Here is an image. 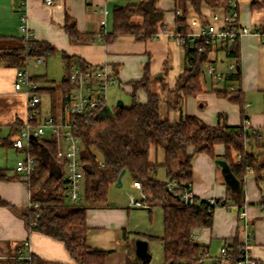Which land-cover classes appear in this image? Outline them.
Listing matches in <instances>:
<instances>
[{
    "label": "crops",
    "instance_id": "crops-1",
    "mask_svg": "<svg viewBox=\"0 0 264 264\" xmlns=\"http://www.w3.org/2000/svg\"><path fill=\"white\" fill-rule=\"evenodd\" d=\"M231 2L239 13L241 25L264 30V0H231ZM138 3L140 0H56L53 6H48L45 0H0V47L19 44L24 37L21 26L25 24L35 40L45 42L56 49L54 56L61 57L64 70L63 54L74 56L76 60L80 59L88 66L107 65L117 78L115 85L132 95L133 89L130 83L141 80L144 76V67L148 65L152 78L151 90L166 99L168 91L175 89L179 76L189 62L184 45L178 43L174 34L179 30L189 33L193 29H198L204 20L189 8L185 26L177 28L176 19L179 9L175 1L158 0L157 6L165 11V21L168 25L166 33L145 41H137L133 36L123 35L112 44L99 39L101 33L105 35L112 33L115 8ZM218 9L221 10V7ZM216 10L217 8L208 5L201 7V13L207 20ZM67 17L75 21L77 31L82 37L80 40L70 38L65 31ZM131 22L139 26L143 19L135 16ZM237 44L239 57L231 54V50L225 47L209 48L207 61L213 62L217 69L226 75V79L213 83L203 73V91L194 96H184L181 93V104L174 111L169 110L163 100L162 119L179 123L188 116H194L207 125L215 126L218 118L223 116L229 126L243 125L248 130L259 132L263 137L261 142L264 144V43L258 35H247L239 39ZM238 60H240L239 65H237ZM74 62L75 60L72 65H77ZM232 64L236 66V71L237 66L240 67V83L228 78L232 75L230 74ZM40 66L37 65L36 68ZM16 74V68L0 62L1 139L10 134L11 125L15 121L23 122L27 116L26 95L14 88ZM33 76L39 77L37 74ZM43 77L56 83L46 75ZM43 85L47 87L50 84ZM230 85L241 89L243 110L239 103L231 100L233 94L229 92L226 96L217 94L216 91H228ZM45 94L49 96L48 103H45L42 97ZM41 99L44 113H50V95L43 93ZM147 99V93L139 90L138 102L146 103ZM61 107L62 97H59L56 106L58 120L62 117ZM111 108L106 101L105 107L95 117L96 122L92 126L94 129L112 121L118 106L115 110L114 108L110 110ZM4 129H6L5 136L2 134ZM47 138H44V141H49ZM20 153L23 154L21 151ZM224 153V146L217 145L215 155L219 160H214L207 154H195L191 160L193 195L200 200L215 199L227 202L225 206L215 209L211 228L193 231L196 235L195 242L210 256H215L225 242L232 250L235 242L242 244L246 238V229L250 232L248 239L251 255L260 264H264V189H259L255 174L246 175L243 187L247 216L245 220H240L238 205L230 199L228 191L230 188L231 192H239L242 183L236 177L234 181H227V174L219 164L223 161L221 159ZM149 162L158 166L153 171L155 179L162 182L170 181L166 169L162 166L165 163V152L161 147L150 148ZM0 169L8 177L6 181L0 180V201L4 203L0 204V264L20 250L25 241L30 242L32 254L48 263L76 264L63 242L29 228L24 215L31 201L29 185L17 176L15 167L10 168L6 163L0 162ZM127 175V173L124 175L123 180ZM129 182L130 190L138 191L141 196L142 188H139L131 178ZM123 185L124 182L121 187ZM108 205L104 208L87 210L90 250L107 252L105 264H145L144 259L136 256V247L135 251H132L128 233L131 229H138L133 233L141 234L139 231L142 229L143 221L148 218L147 209L131 208L128 201H108ZM158 208L161 209L160 207L155 209ZM153 211L148 212L150 220L153 219ZM146 251L150 256V264L148 243Z\"/></svg>",
    "mask_w": 264,
    "mask_h": 264
},
{
    "label": "trees",
    "instance_id": "trees-1",
    "mask_svg": "<svg viewBox=\"0 0 264 264\" xmlns=\"http://www.w3.org/2000/svg\"><path fill=\"white\" fill-rule=\"evenodd\" d=\"M181 14L177 16V28L185 26L189 8H192L204 21L201 7L208 5L213 8L223 7L230 12L233 7L231 0H174ZM158 0H140V3L117 7L113 12V31L105 36V42L114 43L119 36L130 35L137 41L156 38L168 31L165 21V11L157 6ZM178 10V11H179ZM237 10V9H236ZM140 16L141 25H133L132 18ZM65 31L72 39L80 40L75 21L66 18ZM188 65L179 76L174 90L168 91V97L153 92L150 88L151 74L149 66L144 67L141 80L130 83L132 86V105L118 108L111 122L102 129L95 130V117L90 124L80 121L82 139L81 163L84 170V203L73 204L68 199V182L64 175V166L57 157V146L54 140L44 139L34 142L30 152L36 157L38 167L33 173L29 188L31 203H39L38 209L27 207L24 215L31 230L43 233L53 239L63 242L75 260L76 264H105L108 253L91 251L88 246L87 210L108 207L109 190L113 187L123 170L133 182L138 183L142 192L148 196L149 212L160 207L163 213L164 234L154 236L163 245L164 264H207L199 262L204 249L196 243L192 234L195 229L211 228L214 221V211L219 206H225L226 200H216L210 204L207 200L194 197L195 204L183 206L182 188L169 190L168 182H162L153 176L158 167L149 162V152L152 146L161 147L165 152V163L162 165L169 175L170 181L191 190L193 179L191 160L195 154H207L214 160L215 147L223 145L225 153L222 156L230 171L242 183L238 193L231 192L228 196L239 208L244 209V179L248 173L255 174L256 183L260 190L264 189V144L258 139L259 132L239 127L229 126L226 118L220 116L215 126L203 123L197 117L188 116L179 123H173L161 117V103H167L169 110H177L181 104V93L184 96H194L203 91V65L207 62L209 47L203 52H195L188 42L184 45ZM230 49V48H229ZM56 49L45 42L22 38L14 46L0 47V62H5L13 68H23L27 61L43 57L47 60L54 56ZM238 56V44L230 52ZM239 57V56H238ZM65 76L56 84L45 77H32V81L41 85L39 93H48L51 98V113L56 117V106L59 97L73 89L68 74L72 62L80 67H87L80 59L66 54ZM190 62L192 66H190ZM238 60L237 65H239ZM237 83L241 82V72L236 71L228 77ZM43 84H50L47 87ZM144 90L148 99L139 103L137 93ZM219 95H228V91H216ZM231 100L240 104L243 110L242 93L238 87L237 94ZM23 122L15 121L11 125L10 134L0 138V147H12L13 139L18 135ZM93 135V136H92ZM94 148L101 156L99 161L91 149ZM192 151V152H190ZM102 162V164H101ZM0 180H8L7 175L0 169ZM0 204H4L0 201ZM264 205V204H263ZM233 255H238L241 244L235 242ZM19 250L2 261V264H55L32 254L31 261L22 262Z\"/></svg>",
    "mask_w": 264,
    "mask_h": 264
},
{
    "label": "built area",
    "instance_id": "built-area-1",
    "mask_svg": "<svg viewBox=\"0 0 264 264\" xmlns=\"http://www.w3.org/2000/svg\"><path fill=\"white\" fill-rule=\"evenodd\" d=\"M56 0H45L48 6H53ZM235 7V6H234ZM107 13V11L105 12ZM181 12L177 11V15ZM187 17V16H186ZM25 20V17H24ZM204 21L198 29H193L189 33L179 30L175 33L179 44H190L195 52H203L205 46L209 48L225 47L228 48L232 43L247 35H258L264 43V30L251 29L239 23V13L237 10L227 12L225 8H217L211 14L210 19ZM104 24V22H103ZM21 30L24 32L23 39L27 42L33 39V34L23 24ZM105 34L101 33L99 39L104 41ZM37 65L45 64L43 57L35 59ZM27 61L25 67L18 68L14 88L22 91L27 98V116L23 121L18 135L12 141V147L23 152V157L16 162L15 172L17 176L26 181L29 185L30 179L38 167L36 157L30 152V146L44 138L49 141L54 140L57 146V157L64 166L65 179L68 182V199L70 203L79 204L82 200L84 188V170L81 163L82 139L80 135V121L90 124L91 119L105 107L107 101V90L117 83L115 74L107 65L80 67L71 65L68 78L73 89L63 95L62 98V117L58 120L50 112L45 114L42 109V99L39 90L41 85L32 81L33 75L29 71ZM190 66L192 63L190 62ZM236 72V66H230V74ZM203 73L213 83H219L226 79V75L221 73L215 64L207 61L203 65ZM237 86L230 85L228 92L237 94ZM246 128V127H245ZM247 129V128H246ZM262 135L258 134V139L262 140ZM141 188V186L136 183ZM167 188L171 191L182 188L183 206L188 207L195 204L192 190L179 186L175 181H169ZM264 195V193H263ZM148 196L142 192L140 199L130 196L129 207L134 209H149ZM210 204H216L215 199L208 200ZM39 203L29 202L28 207L38 209ZM245 207L240 211V220L246 219ZM246 238L238 249V255L234 257L230 245L225 242L215 256H210L204 250L199 262L207 264H260L252 255L249 249L250 232L245 229ZM195 241L196 235L192 234ZM19 259L22 262L31 261L32 251L29 241H25L19 250Z\"/></svg>",
    "mask_w": 264,
    "mask_h": 264
},
{
    "label": "rangeland",
    "instance_id": "rangeland-1",
    "mask_svg": "<svg viewBox=\"0 0 264 264\" xmlns=\"http://www.w3.org/2000/svg\"><path fill=\"white\" fill-rule=\"evenodd\" d=\"M36 61L33 60L29 64V71L31 75L37 74L38 76H47L51 80H55L56 83H60L65 76V70L62 66V60L59 56H51L47 60H45V64L41 65L39 68H36ZM108 106L112 110L117 108V104L119 101L123 102L124 107H129L132 104V96L127 94L122 88L118 85L112 86L107 90L106 93ZM45 103L49 102V96H42ZM162 104V103H161ZM162 106V105H161ZM163 108V107H162ZM105 124H102V127L97 128L102 129ZM95 130L92 131L93 135L96 133ZM4 136L6 134V129L3 130L2 133ZM2 135V136H3ZM92 135V136H93ZM7 136V135H6ZM14 148H0V162L1 164H7L8 167L14 168L16 164L17 158H22L23 154L20 151ZM92 152L95 153L97 159L102 161V156L94 149H91ZM21 154V155H20ZM102 164V162H101ZM129 175H127L123 182V187L113 186L109 190L108 201L110 202H126L129 200L130 196H134L135 198H140V193L138 191H131L129 186ZM84 193V192H83ZM83 197V196H82ZM84 203V198L80 201L79 204ZM149 211L146 210V214L148 216L147 219H144L142 229L139 231L141 234L133 233L138 229H131L128 233L129 235V243L131 244L132 251H135L136 241H144L149 245V252L151 255L150 264H164V252L163 245L160 240L153 238L154 236H162L164 234V225H163V213L161 209H155L153 211V219L150 220ZM140 228V227H139ZM133 256V255H132Z\"/></svg>",
    "mask_w": 264,
    "mask_h": 264
},
{
    "label": "water",
    "instance_id": "water-1",
    "mask_svg": "<svg viewBox=\"0 0 264 264\" xmlns=\"http://www.w3.org/2000/svg\"><path fill=\"white\" fill-rule=\"evenodd\" d=\"M234 46H235V43H232L230 45V47H229L230 50H232L234 48ZM237 70L240 71V67L239 66H237ZM117 106H118V108L123 107V102L119 101ZM219 164L223 167V171L227 174L226 175L227 181L228 182H230L231 180L234 181L235 177L232 174V172H230L229 165L225 161H220ZM125 174H126V170H123L120 173V175L118 176V179H117V182H116V186L117 187H121L122 186L123 177H124ZM146 248H147V243L142 242V241H137L136 242V256L139 257V258L144 259V263L145 264H149L150 256L147 254Z\"/></svg>",
    "mask_w": 264,
    "mask_h": 264
}]
</instances>
